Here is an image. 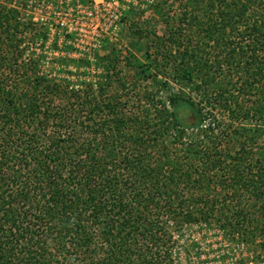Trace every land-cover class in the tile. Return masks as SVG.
Masks as SVG:
<instances>
[{"label": "trees", "instance_id": "obj_1", "mask_svg": "<svg viewBox=\"0 0 264 264\" xmlns=\"http://www.w3.org/2000/svg\"><path fill=\"white\" fill-rule=\"evenodd\" d=\"M6 1L0 264H179L174 235L193 225L264 250V0H189L197 13L159 41L161 63L137 70L149 80L159 65L180 86L131 105L44 73L27 0ZM226 67L235 81L216 88Z\"/></svg>", "mask_w": 264, "mask_h": 264}, {"label": "rangeland", "instance_id": "obj_2", "mask_svg": "<svg viewBox=\"0 0 264 264\" xmlns=\"http://www.w3.org/2000/svg\"><path fill=\"white\" fill-rule=\"evenodd\" d=\"M0 2L7 3L6 0ZM187 2L189 0H27L22 16L34 23L35 35L28 47L43 56L44 73L69 81L73 86L91 82L96 92L102 86L107 95L97 92L101 98L115 96L131 105L136 99L143 100L144 92H154V98L164 97L161 84L167 80L173 90L180 86L169 80L170 71H164L159 65L153 67L154 76L149 80H143L137 70L138 63L148 64V60L161 63L159 41L169 28L179 24L177 20L185 10L194 11L192 4L187 7ZM180 28L190 34L192 45H195L198 38L195 28L186 29L183 24ZM233 44L243 46V38L235 37ZM209 47L205 46L207 57L213 61L215 50ZM85 56L90 65L82 59ZM106 66L110 79L106 76ZM214 75L216 88L234 82L237 76L234 69L228 71L227 67L223 73L214 72ZM250 100H256L255 96ZM263 141L264 136L256 142L257 147L263 148ZM218 230L215 224L210 227L193 225L183 228L180 235L175 234L174 254L179 264H228L226 260L233 249L228 248L224 257L220 250L224 245L230 246L232 238L221 235ZM246 249L233 253L243 257L234 264H264V250L248 245Z\"/></svg>", "mask_w": 264, "mask_h": 264}, {"label": "built area", "instance_id": "obj_3", "mask_svg": "<svg viewBox=\"0 0 264 264\" xmlns=\"http://www.w3.org/2000/svg\"><path fill=\"white\" fill-rule=\"evenodd\" d=\"M218 233H220L221 235H224L225 233L221 230H218ZM233 239V238H232ZM232 239L230 240L229 244L230 246H226L224 245L222 248H221V256L224 257L225 255V252L228 254V251L229 249H233V253H236L237 249L241 250V251H244V250H247L246 249V245L243 243V242H239L238 241V238L237 237H234V240L232 241ZM229 248V249H228ZM226 249V250H225ZM232 252L230 253V258L228 260H226V262H228V264H234V263H237V260L243 258L241 256V258H239L238 255H234ZM222 263H225V262H222ZM220 264V262H219ZM248 264H251V262H249Z\"/></svg>", "mask_w": 264, "mask_h": 264}]
</instances>
